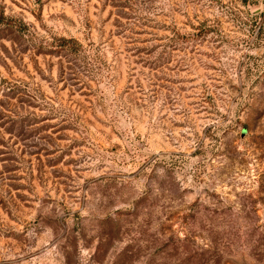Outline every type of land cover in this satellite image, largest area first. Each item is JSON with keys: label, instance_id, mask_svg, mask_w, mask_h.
<instances>
[{"label": "rangeland", "instance_id": "1", "mask_svg": "<svg viewBox=\"0 0 264 264\" xmlns=\"http://www.w3.org/2000/svg\"><path fill=\"white\" fill-rule=\"evenodd\" d=\"M0 13V264H264V0Z\"/></svg>", "mask_w": 264, "mask_h": 264}, {"label": "trees", "instance_id": "2", "mask_svg": "<svg viewBox=\"0 0 264 264\" xmlns=\"http://www.w3.org/2000/svg\"><path fill=\"white\" fill-rule=\"evenodd\" d=\"M0 25H3L8 31L10 32H18L17 35L21 36V34L19 33H22L24 34L23 31V26L21 25V23L17 22L16 20H14L12 17H6L5 15H3L2 13H0ZM25 28V27H24ZM60 46L62 47H65L67 46L68 49H74V45L71 44L69 45H66V40L65 39H62V41L59 43Z\"/></svg>", "mask_w": 264, "mask_h": 264}]
</instances>
